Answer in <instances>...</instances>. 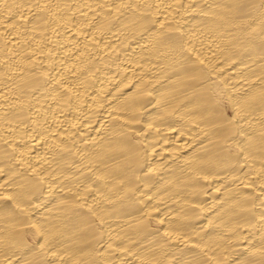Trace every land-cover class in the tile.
<instances>
[{
    "label": "bare ground",
    "instance_id": "obj_1",
    "mask_svg": "<svg viewBox=\"0 0 264 264\" xmlns=\"http://www.w3.org/2000/svg\"><path fill=\"white\" fill-rule=\"evenodd\" d=\"M0 264H264V0H0Z\"/></svg>",
    "mask_w": 264,
    "mask_h": 264
}]
</instances>
